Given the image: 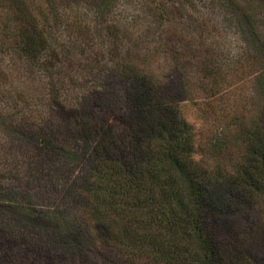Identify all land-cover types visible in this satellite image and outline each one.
Listing matches in <instances>:
<instances>
[{
    "label": "trees",
    "instance_id": "trees-1",
    "mask_svg": "<svg viewBox=\"0 0 264 264\" xmlns=\"http://www.w3.org/2000/svg\"><path fill=\"white\" fill-rule=\"evenodd\" d=\"M53 1L45 0V14L27 0H0L6 15L0 43L28 62L46 64L51 43L44 26L56 21ZM113 1L100 0L99 8ZM239 16L244 41L251 51L264 53V42L254 41L251 16ZM125 71L119 76L127 78L129 89L116 125L87 117L83 100L75 108L85 148L59 147L52 134L23 132L26 143L34 141L40 151L59 154L56 162L78 169L60 199L61 190L53 188L66 181L55 167L52 175L41 165L35 173L38 184L49 179L43 196L0 187V264H40L41 250L51 258L68 255L73 263L67 264H76L92 234L115 253L118 264H264V226L245 225L248 238L236 230L264 200V128L245 131V151L231 171L204 167L193 160L192 129L177 106L158 97L144 75ZM31 232L41 239L31 240ZM94 258L91 264L98 261Z\"/></svg>",
    "mask_w": 264,
    "mask_h": 264
},
{
    "label": "rangeland",
    "instance_id": "rangeland-1",
    "mask_svg": "<svg viewBox=\"0 0 264 264\" xmlns=\"http://www.w3.org/2000/svg\"><path fill=\"white\" fill-rule=\"evenodd\" d=\"M27 1L47 13L45 0ZM99 3L52 2L56 21L44 22L51 43L46 64L28 62L0 43V187L43 196L49 179L38 184L35 173L41 165L52 175L55 167L66 181L53 188L61 190L60 199L78 168L56 162L59 154L40 151L34 141L26 143L30 140L23 132L52 134L59 147L85 148L88 143L77 136L75 108L83 100L87 117L116 125L129 89L127 78L119 76L125 70L126 75H144L158 97L177 106L192 129L195 162L231 171L245 151V131L255 125L264 128V53L251 51L236 16H251L254 41L262 46L264 0H236L235 5L220 0H114L107 9ZM4 19L0 12V23ZM249 216L236 229L240 238H248L245 225L254 228V221L264 226V200ZM27 235L41 239L35 232ZM91 238L76 264H91L94 256L96 264H118L112 250L96 235ZM45 239L48 243L52 237ZM38 253H45L40 264L73 263L68 255Z\"/></svg>",
    "mask_w": 264,
    "mask_h": 264
}]
</instances>
